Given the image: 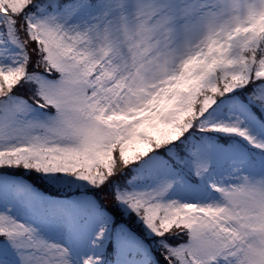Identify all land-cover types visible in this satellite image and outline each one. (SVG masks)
I'll return each mask as SVG.
<instances>
[{"label":"snow or ice","instance_id":"6c2138e0","mask_svg":"<svg viewBox=\"0 0 264 264\" xmlns=\"http://www.w3.org/2000/svg\"><path fill=\"white\" fill-rule=\"evenodd\" d=\"M0 264H264V0H0Z\"/></svg>","mask_w":264,"mask_h":264}]
</instances>
